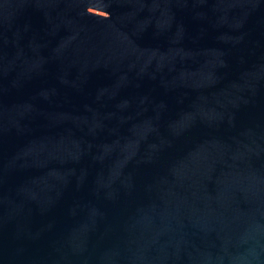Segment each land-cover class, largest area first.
<instances>
[{"label":"water","instance_id":"water-1","mask_svg":"<svg viewBox=\"0 0 264 264\" xmlns=\"http://www.w3.org/2000/svg\"><path fill=\"white\" fill-rule=\"evenodd\" d=\"M0 264H264V0H0Z\"/></svg>","mask_w":264,"mask_h":264}]
</instances>
